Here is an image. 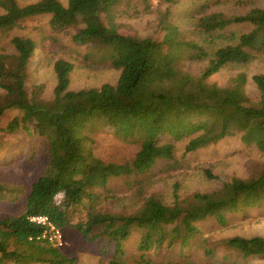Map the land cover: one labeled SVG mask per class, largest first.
<instances>
[{"label": "trees", "instance_id": "trees-1", "mask_svg": "<svg viewBox=\"0 0 264 264\" xmlns=\"http://www.w3.org/2000/svg\"><path fill=\"white\" fill-rule=\"evenodd\" d=\"M120 2L0 0V31L49 14L52 30L76 26L73 40L88 45L100 62L119 72L114 83L70 89L73 63L58 57L52 64L53 96L38 101L30 97L26 82L35 41L16 34L10 39L15 52L0 50V116L7 109L16 110L0 130L43 138L47 151L45 165L29 184L0 181V199L8 193L15 199L25 192L22 211L0 217V264L73 260L47 241L36 240L43 229L29 219L36 213L48 215L59 228L76 227L89 241L104 242L102 251L109 253L106 264H214L211 258L217 246L243 258L263 255V235L234 234L214 245L207 242L204 232L208 229L202 224L226 225L231 213L264 203V167L248 178L232 175L211 190L194 191L184 198L175 194L171 202L150 193L129 212L101 201L116 196L109 184L113 178L144 175L158 160H176L175 142L183 138L185 153L237 132L242 142L264 152V71L250 77L258 89L257 98L245 87L244 71L223 85L207 80L227 64L264 59V5L242 14L213 10L201 15L196 24L209 35L230 24L247 25L235 40L209 50L186 38L170 21L168 10L160 12L153 37L120 30L113 21ZM142 2L149 10L152 1ZM184 60L204 63L195 72L184 68ZM97 122L125 140L138 142L134 156L120 162L96 155L82 129H92ZM7 166L3 162L0 169ZM11 171L18 173L20 167ZM205 171L212 176L209 169Z\"/></svg>", "mask_w": 264, "mask_h": 264}, {"label": "rangeland", "instance_id": "rangeland-1", "mask_svg": "<svg viewBox=\"0 0 264 264\" xmlns=\"http://www.w3.org/2000/svg\"><path fill=\"white\" fill-rule=\"evenodd\" d=\"M17 1L25 4L34 0ZM150 1L151 7L146 10L142 0H121L113 11V21L122 31L153 37L158 32L157 20L160 12L168 10L170 21L179 26L186 38L203 44L209 50L235 40L236 34L245 30L247 25L230 24L223 30L209 35L202 32L196 24L201 15L213 10H221L226 14H242L253 6L264 5V0H178L171 4L158 0ZM2 11L0 7V12ZM48 19L49 14H40L22 26L0 31L2 51L15 52L10 39L16 34L29 36L36 43L35 52L26 68L27 88L31 98L38 101H49L52 98L56 82L52 64L58 57L66 58L73 63L70 71V89L99 86L103 82L116 81L119 73L116 68L100 62L98 56L90 52L88 45L73 40L72 34L77 29L76 26L52 30L48 25ZM203 63L204 60H186L184 68L197 72ZM239 71L246 73L248 80L245 87L252 98H257L258 89L250 77L255 72L264 71V59H256L245 64H227L211 74L207 80L220 85L227 84ZM15 114L16 110L13 108L4 111L0 116L1 127ZM89 129L82 131L89 135V144H92L93 152L104 159L126 161L134 156L138 148V142L117 136L110 126L97 122ZM185 141L186 138H183L175 142L176 160L169 162L164 159L158 160L144 175L113 178L109 182L110 189L117 194L114 199H103L101 203L116 210L129 212L141 203L142 197L150 193L160 195L166 202H171L175 194L184 198L194 191L211 190L232 175L248 178L264 167V152L254 145L242 142L237 132L225 136L216 143L184 153ZM46 161V142L43 138L24 134L20 130L16 133L0 130V164L4 162L6 166L9 165L3 170L0 169V181L14 180L27 185L39 174ZM15 166H19L20 171L9 174ZM206 169L210 170L212 176L207 175ZM8 194L7 197L0 199V217L19 213L24 208L25 192L18 193L15 199H11L12 196ZM85 204L88 203L85 201ZM202 226L208 229L204 232L207 234V242L214 245L218 239L234 234L264 236V203L240 209L236 214L231 213L226 225L204 222ZM60 232L63 244L51 245L57 247L61 254L73 258L72 261L61 264L107 263L109 253L102 251L104 242L89 241L74 226L60 227ZM136 234L131 239L134 242L137 239ZM211 259L215 260L214 264H264V254L243 258L222 246H217L216 256Z\"/></svg>", "mask_w": 264, "mask_h": 264}, {"label": "built area", "instance_id": "built-area-1", "mask_svg": "<svg viewBox=\"0 0 264 264\" xmlns=\"http://www.w3.org/2000/svg\"><path fill=\"white\" fill-rule=\"evenodd\" d=\"M31 221H34L38 224L43 225L42 231L37 234L36 240H45L48 243L57 246L62 245V234L60 232V228L57 227L48 217V215L44 213H36L29 216Z\"/></svg>", "mask_w": 264, "mask_h": 264}]
</instances>
